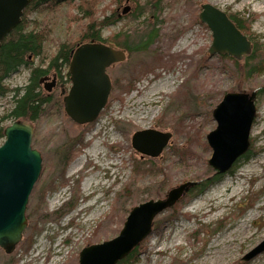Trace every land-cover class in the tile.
<instances>
[{"label": "rangeland", "instance_id": "374dc122", "mask_svg": "<svg viewBox=\"0 0 264 264\" xmlns=\"http://www.w3.org/2000/svg\"><path fill=\"white\" fill-rule=\"evenodd\" d=\"M119 3L99 0L96 4L95 16L99 20L112 15L114 10L118 15L101 29L107 42L115 43L118 33L130 32L148 15L145 13L135 22L128 17L130 11L120 14L125 7L132 9L143 0ZM204 3L228 15L244 19L253 16L247 33L263 45L264 54V0H177L173 5H164L153 40L142 50L127 51L125 61L107 70L112 81L108 102L94 122L82 126L88 128L76 131L79 143L70 147L76 133L64 134L63 130L66 124L75 128L59 105L54 108L48 103V113L35 121L22 120L34 127L31 146L41 153L42 168L28 198L27 226L22 239L11 254L0 248V264H77L83 247L112 239L119 233L132 207L149 199H165L171 189L187 182L192 185L175 203L176 209H165L154 218L152 231L137 246L132 264H264V250L250 260L243 259L264 240V90L255 100L250 157L238 159L229 171L217 174L203 191L196 193L193 189L199 181L216 174L207 163L212 151L206 137L216 127L213 109L227 92L264 88V67L258 74H240L226 57L208 52L211 31L198 17ZM80 4L81 0H65L28 13V28L45 18L50 24L43 52L29 57L30 65L47 68L58 42L81 33L79 26L88 19ZM188 33L190 38L180 45ZM167 50L193 54L195 61L189 66L188 59L170 62ZM156 51L164 52L163 63L139 73L142 59ZM67 71L64 68L56 75L57 87L49 94L40 84L51 100L60 96L62 87L66 93L70 89ZM53 74L50 69L47 82ZM29 75L30 69L22 66L4 80V85L9 89L23 87ZM197 82L203 85L202 89ZM128 86L131 87L126 90ZM175 90L181 93L174 95L177 100L172 97ZM154 99L157 102L152 103ZM12 107V92L0 96L1 125L12 122V118H6ZM97 122L103 128L93 131ZM148 129L170 134L156 156L142 155L132 146L134 133ZM94 145L100 154L97 162L87 155ZM180 146L191 148L192 154L176 153ZM70 151L72 158L66 161L62 155ZM107 152L113 155V161L104 156ZM136 160L150 161L161 170L132 179ZM82 166L87 172L84 168L79 170ZM109 171L114 173L110 178ZM92 173L96 174L91 176L96 177L95 183L84 192L83 183L91 179ZM128 180L130 190L120 197ZM222 235L227 236L225 243L218 241ZM206 256L209 260L202 261Z\"/></svg>", "mask_w": 264, "mask_h": 264}, {"label": "water", "instance_id": "95a60500", "mask_svg": "<svg viewBox=\"0 0 264 264\" xmlns=\"http://www.w3.org/2000/svg\"><path fill=\"white\" fill-rule=\"evenodd\" d=\"M31 0H0V43L20 23ZM129 6L122 10L126 13ZM199 20L211 31L208 52L241 60L250 53L251 41L217 7L201 5ZM123 50L113 43L89 42L78 45L69 63L71 87L62 101L66 114L78 124L95 121L105 108L112 83L107 68L125 59ZM47 79V77H45ZM55 77L45 85L51 91ZM258 89L250 92H227L212 111L216 127L207 134L211 148L208 165L217 174L229 171L250 147V132L256 116ZM34 127L14 121L4 129L5 141L0 146V248L11 254L27 226L26 206L31 190L42 168L41 153L32 148ZM170 138L167 132L141 130L132 137L133 148L156 156ZM192 183L171 189L166 198L149 199L132 207L119 233L112 239L83 247L77 264H118L152 231L154 218L173 206ZM264 250V240L243 256L250 260Z\"/></svg>", "mask_w": 264, "mask_h": 264}, {"label": "trees", "instance_id": "16d2710c", "mask_svg": "<svg viewBox=\"0 0 264 264\" xmlns=\"http://www.w3.org/2000/svg\"><path fill=\"white\" fill-rule=\"evenodd\" d=\"M63 1L65 0H31L28 6L23 11V16L21 18L20 23L0 43V96H5L9 92H12L13 94V107L10 109L8 115H6V118L35 121L40 116L44 115L46 112L48 113L49 109L46 108L48 103L52 104L54 108H58L59 106L63 107V101L60 98L61 93L60 96L55 95L54 100H51L48 95L50 92H47L44 87L43 89L48 94H45L42 91L40 87V80L43 77L48 76V72L50 69L54 70L53 75L57 77L56 75H58L61 70H63L64 68H68L73 51L78 45L89 42L92 39L98 42H104L105 40L101 36V29L113 22L115 15L118 16L114 10L112 12V15L103 17V19L99 20L98 17L95 16L97 13L96 4L99 2V0H81V4L79 5V7L88 19L87 23L80 24L79 28L81 30V33H79L77 37L67 38L68 40L66 39L67 41L63 43L62 41L58 42L56 52L49 60L47 68H42L40 66L33 67L32 65H30L28 59L29 57H38L43 52V42L45 41L46 37L50 32V24L45 18L40 23L34 22L31 28H28L31 21L28 20L27 15L28 13L34 11L40 6L50 7L51 5ZM119 1L120 3L123 2V0ZM176 1L177 0H143V3H138V6L135 5V7L132 9L129 7L127 13H129L130 11L128 17L132 21H138V19L145 13H147L148 15L143 21H141V23L137 22V24L133 26L130 32H122L116 35L118 37H115L117 40L115 39L116 41L113 44L119 49H124L123 51L126 52V57L123 61L127 59V51L142 50L149 42L153 40L154 35L158 33L157 26L161 22L159 17L161 15L163 6L173 5ZM229 17L233 20L235 25L243 32V34H245L251 41L252 49L250 53L242 59V62H238L239 60L230 56H226L223 54L221 55H223V57H226L230 62H232L234 68L236 66L240 74L245 73L247 75H254L262 72L264 67L263 45L253 40V38L250 36V33H247V25L251 22V20H253V16L248 19L232 15H229ZM171 39L173 38L171 37ZM154 54L159 56V63H162L164 52L156 51ZM22 66H27L30 69L28 83L23 87H15L13 89L5 87L4 80L8 78L11 74L18 72ZM139 69L140 70L138 72L140 73L147 70L149 71L152 69V67L145 69L141 66L140 63ZM66 76L69 77L68 71ZM130 87L131 86H128L126 90H128ZM263 90L264 88H259L258 93L262 92ZM237 92L247 91H242L238 88ZM64 116L68 119L70 118L66 113ZM71 120L73 121V119ZM71 123L75 130L71 128L70 134L73 132L76 133V131H80V129L82 128L89 127H82V124H78L75 121ZM60 139L61 136L58 138V141ZM79 142V136L76 133V135L73 136V138L71 139L70 147ZM175 152H178L183 156H185L186 154H192L191 148H184L183 146H180L179 148L177 147L175 149ZM72 153L73 151H70V153H65L62 155V158H65L66 161H69L72 158ZM250 153L251 147L245 153V155H243L242 158L248 159L250 157ZM158 168L159 170H161V167ZM158 168L150 161L145 162L136 160L133 168V175L135 177H132V179H136L141 174L145 173H152L151 175H153L155 174L153 172L158 170ZM217 176L218 175L215 174L210 179L199 181V183H197L193 189L196 191V193L203 191L214 179L217 178ZM200 178L201 177H198V179ZM129 185H131L129 184V182L125 184L126 189L123 192L119 193L120 197L124 196L125 193H128V191L130 190ZM173 206H171L172 209H176V207L174 206L173 208ZM138 249L139 247L134 248L131 253L127 257L119 261L118 264L134 263V261L136 260Z\"/></svg>", "mask_w": 264, "mask_h": 264}, {"label": "bare ground", "instance_id": "6f19581e", "mask_svg": "<svg viewBox=\"0 0 264 264\" xmlns=\"http://www.w3.org/2000/svg\"><path fill=\"white\" fill-rule=\"evenodd\" d=\"M128 12V11H127ZM127 12L126 13H122V11H121V15H125V14H127ZM178 16V15H177ZM140 19V18H139ZM138 19V20H139ZM145 19V18H144ZM143 19V20H144ZM231 19V18H230ZM142 20V21H143ZM232 20V19H231ZM233 21V20H232ZM162 32L163 33H168V32H165L163 29H162ZM161 32V33H162ZM190 38V36H189V33L188 34H186V35H184V37L182 38V42L180 41L179 42V44L181 45V44H183V43H186L187 41H188V39ZM114 45V44H113ZM115 46V45H114ZM117 48V47H116ZM168 51V58L167 59H169V61L170 62H172V60L173 59H180V60H186V59H188L190 62L188 63V66L189 65H191V64H193L194 63V61H195V55H193V54H186L185 52H181V51H179V52H169V50H167ZM220 55V54H219ZM149 57H147L145 60H143L142 59V61H141V66L142 67H144L145 69H148V68H150V67H154V66H156V65H158L159 64V61L160 60H158V57L159 56H157V55H155V54H149L148 55ZM244 58V57H243ZM242 58V59H243ZM241 59V60H242ZM167 61V60H166ZM196 62H197V60H196ZM163 63V62H162ZM110 77V76H109ZM111 79V78H110ZM112 82V81H111ZM171 84H172V82H171ZM197 86L199 87V89H202V87H203V85L200 83V82H197ZM153 89H155L154 87H152V90ZM204 89V88H203ZM205 90V89H204ZM206 91V90H205ZM175 94H177V95H181V93H178L177 92V90H175V91H173V93H172V97H175L176 98V100H177V95L176 96H174ZM151 102L152 103H154V102H157L155 99L154 100H151ZM66 129L65 130H63V132H64V134H67V132H70V127H69V125H67L66 124ZM101 128H103V126L101 127L100 126V124H99V122H97V124L95 125V127H94V129H93V131H97V130H100ZM4 143V142H3ZM2 143V144H3ZM1 144V145H2ZM0 145V146H1ZM96 145H94L90 150H89V152L87 153V155L91 158V159H94L96 162L98 161V157H99V152H98V149H96ZM84 158V157H83ZM102 165H104V163H101ZM76 166H74L73 167V171L75 172V171H77V169H74ZM114 173H112L111 171H109L108 172V178H110L112 175H113ZM95 180H96V177H93V178H91V179H87L84 183H83V191L84 192H87L89 189H90V187L95 183ZM127 182H129V180L127 181ZM127 182H126V184H127ZM241 184L239 183V186H240ZM252 214H250L249 216H251ZM247 231L246 230H244V233H246ZM226 238H227V236L225 237L224 235H222L221 237H220V239H218V241H220V240H222L223 241V243H225V240H226ZM228 249H230L229 247H228ZM215 253V255H218V251H215L214 252ZM207 260H209V258H208V256H206V257H204L203 259H202V261H207Z\"/></svg>", "mask_w": 264, "mask_h": 264}, {"label": "flooded vegetation", "instance_id": "af4514ba", "mask_svg": "<svg viewBox=\"0 0 264 264\" xmlns=\"http://www.w3.org/2000/svg\"><path fill=\"white\" fill-rule=\"evenodd\" d=\"M105 42H107V41H105ZM48 80V79H47ZM42 81H44L43 82V84H48V82L46 81V79H42ZM57 87V78H56V80H55V85L52 87V89H51V91L52 90H54L55 88ZM60 93H62V90L60 91ZM64 93H65V90H64ZM14 121H17V119H13L12 120V122L11 123H13ZM18 121H22L21 119H18ZM24 121V120H23ZM25 121H30V120H25ZM31 122V121H30ZM1 121H0V129H1V131H0V145L5 141V135H4V129H5V127H7L8 125H10V124H8V125H6V126H3V125H1Z\"/></svg>", "mask_w": 264, "mask_h": 264}]
</instances>
